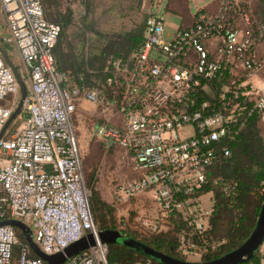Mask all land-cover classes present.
Returning a JSON list of instances; mask_svg holds the SVG:
<instances>
[{"label": "built area", "instance_id": "1", "mask_svg": "<svg viewBox=\"0 0 264 264\" xmlns=\"http://www.w3.org/2000/svg\"><path fill=\"white\" fill-rule=\"evenodd\" d=\"M0 17V48H14L27 88L23 124L0 139V221L25 223L46 255L96 236L73 124L87 103L97 114L92 136L105 152L122 150L135 174L114 187V207L135 212L143 234L176 223L177 252L201 262L217 245L206 237L212 199L208 207L202 201L219 181L213 170L249 118L264 124V80L254 79L264 69V20L249 0H221L214 14L171 34L162 17L148 15L142 44L127 58L110 57L95 86H75L57 71L60 28L45 19L39 0H0ZM16 95L18 83L0 52V131ZM16 244L15 229L0 226V264H12ZM28 250L21 247L17 264H45ZM107 254L97 241L64 264H110ZM256 255L264 264V239Z\"/></svg>", "mask_w": 264, "mask_h": 264}, {"label": "trees", "instance_id": "2", "mask_svg": "<svg viewBox=\"0 0 264 264\" xmlns=\"http://www.w3.org/2000/svg\"><path fill=\"white\" fill-rule=\"evenodd\" d=\"M47 21L59 26L60 33L53 49L57 71L75 86H95L104 78L107 60L127 58L143 42L144 26L117 35L96 33L77 50L66 51L65 38L72 24L70 9L61 11L55 0H39ZM168 0L165 8H168ZM264 5V1L261 2ZM264 17V9L254 10ZM145 23V22H144ZM98 36V37H97ZM258 118L253 115L244 131L229 145L230 156L221 159L212 173L219 179L207 191L212 193V213L206 237L216 242V247L202 261L219 258L241 246L250 236L264 200V144ZM89 205L98 230L119 231L123 236L139 241L159 252L185 260L177 252L179 229L176 223L165 232L143 234L133 222H125L122 228L116 223L114 209L104 203L92 189ZM17 244L12 250V264H17L22 246H27L23 235L15 230ZM107 261L110 264H134L149 261L144 256L118 245H107ZM28 257L36 256L28 250ZM243 264H258L257 255Z\"/></svg>", "mask_w": 264, "mask_h": 264}, {"label": "rangeland", "instance_id": "3", "mask_svg": "<svg viewBox=\"0 0 264 264\" xmlns=\"http://www.w3.org/2000/svg\"><path fill=\"white\" fill-rule=\"evenodd\" d=\"M61 11L66 8L72 12V24L65 38L66 51L77 50L82 43L87 46L91 38L96 34L117 35L143 27L148 15L154 14L162 17L165 27L177 25V18L169 15L164 10L165 0H55ZM6 30L0 17V41L5 36ZM98 37V36H97ZM8 55L9 61L17 69L21 70L19 57L13 47L1 45ZM257 78V79H256ZM255 82L264 80V69L256 73ZM10 105H18L20 94L12 97ZM83 105L88 112L80 118L78 111L74 116L76 138L82 157V166L85 186L90 192L94 189L101 200L114 209L116 223L125 227V222L132 224L135 212L128 210L125 205L114 207L113 190L118 184H125L135 174L130 167V162L125 153L119 148H113L105 152L102 144L96 140L91 133L97 114L92 106L87 103ZM15 107V108H16ZM25 113L22 111L8 127L11 132L23 124ZM261 134L264 135V124L258 120ZM90 198V197H89ZM144 201V199L142 200ZM94 219V218H93ZM95 222V221H94ZM97 228L99 223L95 222ZM31 238L33 235L30 233ZM114 245V244H113ZM256 255V254H255Z\"/></svg>", "mask_w": 264, "mask_h": 264}, {"label": "water", "instance_id": "4", "mask_svg": "<svg viewBox=\"0 0 264 264\" xmlns=\"http://www.w3.org/2000/svg\"><path fill=\"white\" fill-rule=\"evenodd\" d=\"M0 52L2 53L6 64L10 67L18 83L20 94V100L18 102L17 107L15 108L10 118L7 120V122L0 131L1 139L4 132L8 129L12 121L15 120V118L22 111L24 100L27 97V88L17 69L9 61V58L1 48ZM0 226H10L15 230L19 231L23 235V238L31 252L36 257L41 258L45 262V264H64L68 259L94 247L97 241L105 245L114 244L121 247H125L126 249L138 253L147 258L148 260L158 264H243L245 262H248L255 256L259 245L264 239V200L261 204V208L255 226L247 240L237 249L219 258L206 262H191L164 254L139 241L125 237L119 231L114 230H99L96 236L92 234H87L86 236L80 238L78 241L64 248L61 252L52 255H46L42 253L38 249L36 244L33 242L30 235V230L25 223L15 219H6L0 221Z\"/></svg>", "mask_w": 264, "mask_h": 264}, {"label": "crops", "instance_id": "5", "mask_svg": "<svg viewBox=\"0 0 264 264\" xmlns=\"http://www.w3.org/2000/svg\"><path fill=\"white\" fill-rule=\"evenodd\" d=\"M262 1L264 0H249L253 11L264 9V5L261 4ZM167 2L168 0H165L164 10L178 20L177 25L166 28L167 33L171 34L176 28L193 25L200 15L214 14L218 10L221 0H171L168 8H165ZM257 17L264 20L262 16L257 15ZM263 50L264 45H261L259 48L260 55H262ZM211 199V193L204 195L202 197L203 206L208 207Z\"/></svg>", "mask_w": 264, "mask_h": 264}]
</instances>
